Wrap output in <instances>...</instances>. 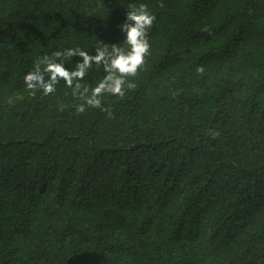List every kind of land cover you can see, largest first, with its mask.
Here are the masks:
<instances>
[{"label": "trees", "instance_id": "obj_1", "mask_svg": "<svg viewBox=\"0 0 264 264\" xmlns=\"http://www.w3.org/2000/svg\"><path fill=\"white\" fill-rule=\"evenodd\" d=\"M141 3L150 55L111 117L26 88L39 57L123 46ZM0 264H264V0H0Z\"/></svg>", "mask_w": 264, "mask_h": 264}, {"label": "clouds", "instance_id": "obj_2", "mask_svg": "<svg viewBox=\"0 0 264 264\" xmlns=\"http://www.w3.org/2000/svg\"><path fill=\"white\" fill-rule=\"evenodd\" d=\"M155 19L146 4L130 5L124 21L118 26L124 37L123 46L100 43L95 49V54H89L79 48H69L54 51L51 56L39 57L34 69L23 78L26 88L33 96L37 91L43 96H49L56 92L57 84L63 81L66 87L72 89L73 96L83 100V103L76 106L77 114L84 113L88 108H94L107 112L111 117L110 110L102 106V98L106 94L123 98L126 90L136 88L134 78L150 55L151 44L148 33ZM73 57L79 59L71 70L60 62L64 58ZM93 65L98 69L102 68L105 73L94 87L82 83ZM196 71L203 74L204 68L198 67Z\"/></svg>", "mask_w": 264, "mask_h": 264}]
</instances>
